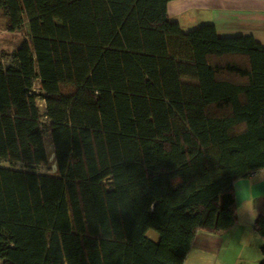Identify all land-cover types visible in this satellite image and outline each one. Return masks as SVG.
Instances as JSON below:
<instances>
[{
  "label": "trees",
  "instance_id": "1",
  "mask_svg": "<svg viewBox=\"0 0 264 264\" xmlns=\"http://www.w3.org/2000/svg\"><path fill=\"white\" fill-rule=\"evenodd\" d=\"M172 1L0 0L25 31L0 56V264H179L236 224L234 185L264 166V47L183 31Z\"/></svg>",
  "mask_w": 264,
  "mask_h": 264
},
{
  "label": "crops",
  "instance_id": "2",
  "mask_svg": "<svg viewBox=\"0 0 264 264\" xmlns=\"http://www.w3.org/2000/svg\"><path fill=\"white\" fill-rule=\"evenodd\" d=\"M167 10L173 17L175 14L186 12L197 14L198 25H214L220 37L250 35L264 47V0H175L168 4ZM248 180L264 193V175L254 173ZM237 185L238 182L234 185V189L238 208ZM241 195L247 197L251 193L245 188ZM260 218L264 219V200L260 201L256 221ZM255 223L253 224L247 214L240 210L236 224L224 232L226 246L221 256L222 264H235L240 252L239 236L236 232L248 228L254 229ZM209 236L214 235L209 234ZM262 262L264 260L260 261Z\"/></svg>",
  "mask_w": 264,
  "mask_h": 264
},
{
  "label": "clouds",
  "instance_id": "3",
  "mask_svg": "<svg viewBox=\"0 0 264 264\" xmlns=\"http://www.w3.org/2000/svg\"><path fill=\"white\" fill-rule=\"evenodd\" d=\"M258 173L264 175V166L258 169ZM247 188L251 195L242 196V191ZM238 208L236 214L239 215L242 209L250 221L254 224L259 215L260 201L264 200L262 193L257 186L248 179H240L237 185ZM240 252L236 257L235 264H260L264 260V232L253 228L239 230ZM225 234L217 233L209 236L207 232H195L187 245L185 255L179 264H222L221 256L225 249Z\"/></svg>",
  "mask_w": 264,
  "mask_h": 264
},
{
  "label": "rangeland",
  "instance_id": "4",
  "mask_svg": "<svg viewBox=\"0 0 264 264\" xmlns=\"http://www.w3.org/2000/svg\"><path fill=\"white\" fill-rule=\"evenodd\" d=\"M169 16L172 20L178 21L180 23V26L183 31L184 30L188 31L198 26L199 16H197V14L195 15L192 13L188 14L186 12V13L175 14L174 17L172 15H169ZM24 36H25V31H23V34H21V32L7 34L2 29V26L0 24V56L3 55L4 53L6 57L8 58L7 54L11 52L13 49H15V46L18 43V41L22 39V37ZM0 60H2L3 63L7 61V59L5 58H0ZM50 148L51 146H50L49 140L47 139V150L49 153H50ZM17 168H19V166H17ZM48 169H49L48 172L55 171L54 159L52 156L49 158V168ZM151 236L154 238L156 237V235L155 234L152 235V233H151Z\"/></svg>",
  "mask_w": 264,
  "mask_h": 264
}]
</instances>
